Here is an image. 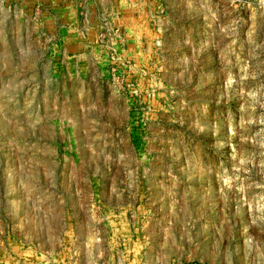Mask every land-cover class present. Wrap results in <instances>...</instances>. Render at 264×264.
Listing matches in <instances>:
<instances>
[{"label": "rangeland", "instance_id": "1", "mask_svg": "<svg viewBox=\"0 0 264 264\" xmlns=\"http://www.w3.org/2000/svg\"><path fill=\"white\" fill-rule=\"evenodd\" d=\"M114 4L0 0V264H264V0Z\"/></svg>", "mask_w": 264, "mask_h": 264}, {"label": "crops", "instance_id": "2", "mask_svg": "<svg viewBox=\"0 0 264 264\" xmlns=\"http://www.w3.org/2000/svg\"><path fill=\"white\" fill-rule=\"evenodd\" d=\"M139 2H141V0H114V7L116 8H121V9H130L132 10L133 8H137L139 7ZM146 7L148 6H151V5H145ZM132 14V13H131ZM130 12H128L127 14V18H124L125 22L128 24V25H132L131 23L133 24H136L135 22H133L132 20V16H131ZM67 20V19H66ZM78 48H82L83 45H79L77 46Z\"/></svg>", "mask_w": 264, "mask_h": 264}]
</instances>
